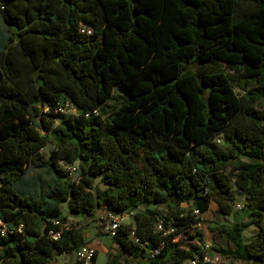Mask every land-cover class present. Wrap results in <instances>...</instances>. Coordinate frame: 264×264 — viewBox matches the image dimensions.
<instances>
[{"label":"trees","instance_id":"1","mask_svg":"<svg viewBox=\"0 0 264 264\" xmlns=\"http://www.w3.org/2000/svg\"><path fill=\"white\" fill-rule=\"evenodd\" d=\"M0 15V264L75 254L84 229L55 221L101 209H142L105 264H202L198 245L174 241L195 209L230 216L232 186L258 230L244 243L249 224L217 225L226 246L213 250L264 263V0H0ZM28 168L45 189L21 186Z\"/></svg>","mask_w":264,"mask_h":264},{"label":"rangeland","instance_id":"2","mask_svg":"<svg viewBox=\"0 0 264 264\" xmlns=\"http://www.w3.org/2000/svg\"><path fill=\"white\" fill-rule=\"evenodd\" d=\"M6 33V28L3 24L1 15H0V44L3 45L2 36ZM5 36V35H4ZM239 93L238 90H236ZM74 110L72 107H69L68 110L65 111V114L72 115ZM54 146L51 144L46 145L42 150L41 154L47 159L50 154L54 151ZM59 166L62 170L66 171L68 174L67 178L70 182L77 181L81 178L82 171L78 165L75 163L74 166L77 168L76 172L71 171V167H65L61 163ZM48 176L45 171H37L34 169L28 168L26 178L21 184L22 187L30 189L32 191L42 190L46 187ZM94 189L97 191H104L105 186L101 183L100 178L97 177L93 180ZM232 194L235 198V201L232 206V213L230 216L223 215L219 209V206L212 202L209 208V211L204 214L200 220V222L195 225L192 229L186 230L181 233L174 242H181L182 245L186 248L191 245H198L202 252H206L207 255L205 262L208 260H213L218 258L216 263L218 264H264L258 261H250V262H240L235 261L233 259H227L223 256L216 254L214 252V247L216 246H226V241L224 237L218 236L212 230L217 225L220 224H233L236 221H241L242 223L249 224V228L245 229L243 232V242H250L256 232L258 230L259 222L251 218L250 216L244 214L245 211L238 212L235 208V203H245V198L242 194H240L235 186H232ZM142 209H136L133 213L136 214L140 212ZM67 211V205H63V214ZM106 214L103 209L99 210L97 213V218H84L83 222L79 218L72 217V225L76 227H82L85 232V237L87 241V245L91 247L95 252L98 253L96 264H104L107 260V252L111 248L114 252L118 250V248L113 245L112 239L106 235V233L102 230V223L105 224ZM125 225L134 226L133 216L129 217L125 221ZM202 238L203 242L199 241ZM81 264L74 254H61L57 256L56 262L52 264ZM134 264V263H129ZM184 264H191V260L185 261Z\"/></svg>","mask_w":264,"mask_h":264},{"label":"built area","instance_id":"3","mask_svg":"<svg viewBox=\"0 0 264 264\" xmlns=\"http://www.w3.org/2000/svg\"><path fill=\"white\" fill-rule=\"evenodd\" d=\"M69 107H71V106L66 105L64 108L59 109V112L63 115H67V114H65V111L68 110ZM215 142L217 144H221V139L217 138V139H215ZM71 171H72V173L76 172L77 168L75 166L71 167ZM235 208L238 212H242L243 210H245L246 205H245V203H242V202L241 203H235ZM104 212L106 214V218H105L106 222H105V224L102 223L101 227H102V230L106 233V235H108L110 238L115 237L116 232L118 231L120 226L125 224V221L130 216L132 217L134 214L133 212L114 214V213H111V212H108L105 210H104ZM193 213L196 217L202 218V216H203L196 209L193 211ZM72 217L73 216L67 217V220L64 223H61L59 220H56L55 224L59 225L62 229H69V228L75 227L74 225H72ZM0 233H1V235H4L6 233V229L3 226L2 222H0ZM59 236H60V233H50V238L53 241H57ZM132 237H133L134 242L137 243L140 247H142V248L145 247L144 243L140 242L139 239H137L134 234H132ZM94 253H95V251L87 245V246L82 247L80 250H78L74 255L76 256V258L78 259V261L81 264H91ZM157 253H158V250H155L153 252V254H157ZM203 253L205 254L206 252H203ZM206 257H207V255L205 254V257H204L202 264H207V263L218 264V263H216L218 261V258H215L213 260H208L207 262H205ZM191 264H196V263H195V261L191 260Z\"/></svg>","mask_w":264,"mask_h":264},{"label":"crops","instance_id":"4","mask_svg":"<svg viewBox=\"0 0 264 264\" xmlns=\"http://www.w3.org/2000/svg\"><path fill=\"white\" fill-rule=\"evenodd\" d=\"M105 263H106V262H105ZM105 263H104V264H105Z\"/></svg>","mask_w":264,"mask_h":264}]
</instances>
